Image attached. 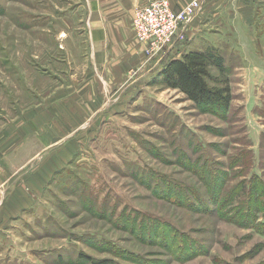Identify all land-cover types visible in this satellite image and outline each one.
I'll use <instances>...</instances> for the list:
<instances>
[{"label":"rangeland","instance_id":"1","mask_svg":"<svg viewBox=\"0 0 264 264\" xmlns=\"http://www.w3.org/2000/svg\"><path fill=\"white\" fill-rule=\"evenodd\" d=\"M74 1L0 0V128L55 84L50 59L77 24ZM225 16L202 25L249 46L243 59L222 49L229 109L150 79V94L104 121L35 205L0 225V264H264V63L254 56L264 60V42L254 51L253 33Z\"/></svg>","mask_w":264,"mask_h":264},{"label":"crops","instance_id":"2","mask_svg":"<svg viewBox=\"0 0 264 264\" xmlns=\"http://www.w3.org/2000/svg\"><path fill=\"white\" fill-rule=\"evenodd\" d=\"M168 1L179 9L189 0ZM222 1L219 9L221 0H207L185 26L184 38L169 44L165 55L158 52L151 58L132 30L135 10L148 0L74 1L70 8L77 24L63 30L60 57L50 59L61 66L58 76L48 74L55 84L37 104L0 128V225L32 208L104 121L150 94V79L161 77L166 62L205 47L245 57L243 48L249 46L233 45L224 28L202 24L224 15L237 19L246 34L253 33L252 49L259 48L264 42V0H236L241 9L235 12L228 10L230 0ZM254 56L256 63H264L258 53ZM85 127L95 131L85 135Z\"/></svg>","mask_w":264,"mask_h":264},{"label":"trees","instance_id":"3","mask_svg":"<svg viewBox=\"0 0 264 264\" xmlns=\"http://www.w3.org/2000/svg\"><path fill=\"white\" fill-rule=\"evenodd\" d=\"M211 68L216 69L222 77L211 78ZM225 74L224 53L217 47H208L203 50L189 51L179 60L166 62L161 69L160 80L164 87L178 90L195 105L206 107L214 105L224 112L229 109L232 100V89ZM210 78L217 84L210 85ZM216 179L217 177L215 181ZM212 184L217 185L215 182ZM255 186L253 184V190ZM161 194L163 195V191ZM171 194H173L172 191ZM263 210V207L259 208V211ZM262 223L264 224V221Z\"/></svg>","mask_w":264,"mask_h":264},{"label":"built area","instance_id":"4","mask_svg":"<svg viewBox=\"0 0 264 264\" xmlns=\"http://www.w3.org/2000/svg\"><path fill=\"white\" fill-rule=\"evenodd\" d=\"M200 0H190L179 9L171 6L168 0H148L138 7L132 18V30L137 38L148 46L149 58L161 52L175 40L184 38L185 26L200 9Z\"/></svg>","mask_w":264,"mask_h":264}]
</instances>
